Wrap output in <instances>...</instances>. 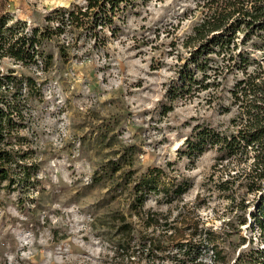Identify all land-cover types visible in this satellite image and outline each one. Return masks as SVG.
<instances>
[{
    "label": "rangeland",
    "instance_id": "obj_1",
    "mask_svg": "<svg viewBox=\"0 0 264 264\" xmlns=\"http://www.w3.org/2000/svg\"><path fill=\"white\" fill-rule=\"evenodd\" d=\"M84 3L0 0V15L23 20L29 27L40 26L53 8ZM205 11L200 0H138L124 21H118L113 37L105 31L104 40L94 43L80 35L66 48L67 59L59 58L58 47L50 43L54 58L47 71L10 58L0 61V71L12 69L41 84L40 94L28 100L30 115L20 131L33 150L32 160L39 164L38 182L24 191L0 187V264H120L114 246L122 222L139 234L164 237L161 230L144 227L133 193L138 178L153 167L162 170V184L184 176L191 186L168 206L149 197L141 211L167 214L169 222L177 214L181 219L194 211L203 226L216 234L217 258L224 260L215 262L209 249L202 263L198 258L186 264H235L251 236L256 246L257 228L252 231L239 224L244 215L250 221L240 202L248 204L255 195L246 188L252 160L218 162L216 150L210 148L190 165L176 152L196 124L235 129L232 119L238 118L241 108L242 100L235 103L229 91L244 76L235 70L211 72L207 81L218 85L207 90L193 87L173 101L167 96L195 43L193 28ZM252 70L253 66L247 68ZM129 151L130 164L112 177H100L108 161ZM223 180L233 186V198L219 191L217 185ZM173 253L167 247L163 254L169 257L154 264H175ZM147 263L138 260L136 253L129 262Z\"/></svg>",
    "mask_w": 264,
    "mask_h": 264
},
{
    "label": "trees",
    "instance_id": "obj_2",
    "mask_svg": "<svg viewBox=\"0 0 264 264\" xmlns=\"http://www.w3.org/2000/svg\"><path fill=\"white\" fill-rule=\"evenodd\" d=\"M200 2L206 11L193 28L195 43L177 70L176 81L167 90L169 101L189 93L193 87L195 91H202L218 85L207 79L211 72L220 74V70L227 69L244 74L229 90L235 103L242 102L238 118L232 119L235 129L219 130L208 124H196L176 152L178 158H185L190 165L210 148L216 150L218 162L231 158L252 160L246 188L255 195L249 205L240 202L250 221L244 215L239 224H246L252 231L257 228L258 241L252 246L251 236L250 245L237 256L235 264H264V0ZM137 4L138 0H85L83 5L53 8L45 15L43 25L32 27L23 20L2 14L0 61L10 58L14 63L47 71L54 58L48 50L50 43L58 47L59 58L67 59L66 48L76 43L80 35L89 36L94 43L104 40L105 31L115 36L118 21L123 22ZM253 51L262 54L257 58L251 55ZM251 66L254 70L248 72ZM40 92L41 84L33 77L14 74L12 69L0 71V187L5 190L21 188L24 191L38 182L39 164L32 160L33 150L20 131L26 127L30 115L28 100ZM131 155L130 151L125 152L118 159L108 161L100 177L114 176L124 164L132 162ZM162 175L158 167L148 169L138 178L133 193L144 227L153 232L161 230L164 237L139 234L130 223L122 222L118 226L120 238L114 246V257L120 264H129L136 253L138 260L154 264L157 259L169 257L163 253L170 247L174 250L171 260L175 264L195 262L198 258L202 263L201 258L212 249L213 260L223 263V259L217 258L220 249L214 239L216 234L203 226L193 215L194 211L181 219L177 214L171 222L167 214L141 211L149 197L153 196L157 204L168 206L177 202L191 186L190 179L184 176L172 177L169 184H162ZM227 183L229 181L223 180L217 187L228 198H233L235 190ZM176 222L181 223L180 226ZM167 232L170 234L166 235ZM175 235L177 238L173 240ZM166 237L170 242L164 239ZM244 241L242 238L239 243Z\"/></svg>",
    "mask_w": 264,
    "mask_h": 264
}]
</instances>
